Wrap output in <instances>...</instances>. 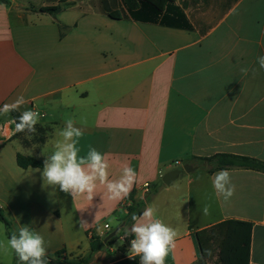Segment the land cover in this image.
Returning <instances> with one entry per match:
<instances>
[{"label":"crops","instance_id":"1","mask_svg":"<svg viewBox=\"0 0 264 264\" xmlns=\"http://www.w3.org/2000/svg\"><path fill=\"white\" fill-rule=\"evenodd\" d=\"M174 6L184 17L167 5L156 16L143 0L131 8L126 0H0V106L23 95L19 113L39 111L36 128L48 129L44 142L17 137L11 114L0 115V210L11 234L22 225L37 231L48 257L65 250L86 264H139L113 246L100 252L123 257L105 261L92 243L120 227L129 196L142 201L158 186L148 206L178 232L165 264H196V234L228 220L252 224L250 264H264V173L230 169L235 193L226 202L212 187L218 171L201 160L231 154L264 162V70L256 63L264 55V0ZM51 7L61 10L42 11ZM242 67L258 72L244 75ZM70 118L84 133L80 154L89 146L106 153L110 178L123 164L136 170L126 199L109 200L100 187L91 201H73L44 184L43 167L18 165L19 154L44 163ZM185 166L194 170L161 186ZM206 204L209 215L198 210ZM6 255L17 263L13 250Z\"/></svg>","mask_w":264,"mask_h":264},{"label":"clouds","instance_id":"2","mask_svg":"<svg viewBox=\"0 0 264 264\" xmlns=\"http://www.w3.org/2000/svg\"><path fill=\"white\" fill-rule=\"evenodd\" d=\"M256 63L259 70H264V55L257 57ZM241 73L255 76L257 68L242 67ZM27 103L23 95H19L11 103L0 106V115H8L20 111ZM41 114L36 110H24L18 117L9 123L14 124L13 135L16 133L35 134L36 125ZM84 133L76 126V121L68 119L65 126L58 132L61 138L56 141L54 151L46 156L41 172L44 184L59 186V190L70 194L73 201L78 196H85L91 201L96 195L97 189L102 187L107 198L112 201L126 199L134 185L137 183V172L128 164H123L118 178H110L111 164L108 155L101 153L95 147L89 146L85 155H81L79 147L80 139ZM39 168L36 172H40ZM212 187L218 196H222L227 202L235 193V185L232 183L230 171L221 169L211 178ZM203 215L210 214V206L204 205L198 209ZM157 208L147 206L139 215H131L132 224L125 227V235L134 238L130 240L128 258L139 257V264H165L166 257L176 247L178 232L171 226L157 218ZM82 223H87L82 221ZM9 248L14 251L19 264H46L47 247L44 238L31 229L28 225L19 227L7 239L6 244L0 242V251L7 253ZM208 255L211 251L208 250Z\"/></svg>","mask_w":264,"mask_h":264},{"label":"trees","instance_id":"3","mask_svg":"<svg viewBox=\"0 0 264 264\" xmlns=\"http://www.w3.org/2000/svg\"><path fill=\"white\" fill-rule=\"evenodd\" d=\"M148 5L153 6L154 13L159 16L163 12V6L167 5L168 12L173 11L174 14L179 13L180 17H184L183 12L179 8H175L174 0H143ZM127 5L131 8L133 0H126ZM61 9L59 7H51L42 9L44 12L51 14H57ZM132 12V11H131ZM137 17V14L134 13ZM186 28H190L186 24ZM12 119L19 116L18 112L10 113ZM48 129L38 127L35 134H42L40 142H44L46 139ZM29 133H16L17 137L24 135H35ZM209 166V173L220 171L221 169H233V168H246L264 173V162L258 159L244 156H236L231 154H217L208 158L201 159ZM18 165L23 168H42L43 163L29 156H23L21 154L17 157ZM156 186L153 190H156ZM152 190V191H153ZM151 192V191H150ZM147 202L145 199L137 201L134 195L129 196L124 209L126 210V216L121 221V230L118 232L115 238H112L108 242L93 241L92 251L97 252L103 246L111 247L116 238H124L123 245L119 249L122 253H126L130 247V240L133 239L131 235H125L124 228L130 227L132 224L131 215L133 213L139 215L146 208ZM0 220L5 223L9 231V222L4 217L0 210ZM252 224L244 221L228 220L212 226L208 229L199 231L196 234V240L199 246L201 257L196 264H208L210 261L216 259L219 264H250L251 256V243H252ZM9 237L11 233H8ZM106 239V238H105ZM208 250L211 251V255H208ZM19 261L17 260V263ZM46 264H86V261L81 259H72L67 255L65 250L57 252L52 257L46 256Z\"/></svg>","mask_w":264,"mask_h":264},{"label":"rangeland","instance_id":"4","mask_svg":"<svg viewBox=\"0 0 264 264\" xmlns=\"http://www.w3.org/2000/svg\"><path fill=\"white\" fill-rule=\"evenodd\" d=\"M34 136H35L34 139L36 141L40 142V138H42V134L37 133ZM202 165L203 164H200V166H202ZM182 177H185V176H182ZM6 228L7 227L5 226V223H3V221L0 220V242H4V243L7 242V239H8L7 236H9L8 235L9 231L7 233ZM123 243L124 242H120V240L118 238H116V240L112 246L117 250V249L121 248ZM119 245H121V246H119ZM104 247L108 248L107 246H104ZM99 252H100V250H99ZM6 256H7L6 253H4L3 251H0V264H15V261L13 260V255H12L11 259H9V260L6 258ZM101 256L104 257L105 261H111V260H114L116 258H122L123 257V255H120L117 251L111 253V252L107 251V249H104L103 251H101L99 253L98 257H101ZM94 264H95V262H94ZM208 264H219V263L217 262L216 259H214V260L210 261Z\"/></svg>","mask_w":264,"mask_h":264},{"label":"water","instance_id":"5","mask_svg":"<svg viewBox=\"0 0 264 264\" xmlns=\"http://www.w3.org/2000/svg\"><path fill=\"white\" fill-rule=\"evenodd\" d=\"M192 170H194V168H192L191 166H185L183 169H175L172 171H169L168 173H166L163 177H162V183L161 186H170L174 181H176L181 175H183L184 173H190ZM159 187H157L156 190L151 191L147 197H145L144 199L147 202V205L149 204L150 200L156 195V193L158 192ZM122 226L118 227L115 231H113L112 233H110L106 239H105V243L108 242L109 240H111L112 238H115L116 235L118 234V232L121 230Z\"/></svg>","mask_w":264,"mask_h":264},{"label":"built area","instance_id":"6","mask_svg":"<svg viewBox=\"0 0 264 264\" xmlns=\"http://www.w3.org/2000/svg\"><path fill=\"white\" fill-rule=\"evenodd\" d=\"M176 164H179V163H176ZM143 190H144L145 192H149V190H150V185H149V184H146V185L144 186ZM105 229H109V225H105ZM95 235H96V231H91V232L89 233V236H90V237H94ZM123 240H124V238H123Z\"/></svg>","mask_w":264,"mask_h":264}]
</instances>
